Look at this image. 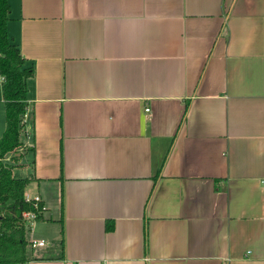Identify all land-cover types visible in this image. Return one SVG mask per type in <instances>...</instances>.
<instances>
[{
    "label": "crops",
    "instance_id": "0c3cea01",
    "mask_svg": "<svg viewBox=\"0 0 264 264\" xmlns=\"http://www.w3.org/2000/svg\"><path fill=\"white\" fill-rule=\"evenodd\" d=\"M10 9L45 206L26 264H264V0Z\"/></svg>",
    "mask_w": 264,
    "mask_h": 264
},
{
    "label": "trees",
    "instance_id": "16d2710c",
    "mask_svg": "<svg viewBox=\"0 0 264 264\" xmlns=\"http://www.w3.org/2000/svg\"><path fill=\"white\" fill-rule=\"evenodd\" d=\"M11 11L10 0H0V74L3 78L1 89L6 121L0 139V264H26L30 223L24 215L36 209L34 204L26 201L25 193L34 177H15L14 165L5 160L11 156V160L16 161L20 150L26 147L23 136L27 126L26 117L30 112L27 82L35 72L32 64L28 65L22 56L19 45L9 35L7 24L11 20ZM60 200L63 213V188ZM41 206H44L43 202ZM37 216V221L42 220V213ZM113 229V223L106 227L108 232ZM61 232V245L64 248L63 228Z\"/></svg>",
    "mask_w": 264,
    "mask_h": 264
},
{
    "label": "rangeland",
    "instance_id": "374dc122",
    "mask_svg": "<svg viewBox=\"0 0 264 264\" xmlns=\"http://www.w3.org/2000/svg\"><path fill=\"white\" fill-rule=\"evenodd\" d=\"M1 92V90H0ZM5 112H4V106L0 104V120L3 118H5ZM20 153H23V157L21 162L23 163V165H17V161H12L10 164L14 165V173L16 177H28L30 176L32 173H34L33 169H32V160L34 158V153L33 151H26V147L22 150H20ZM43 183H46V181H42ZM43 186V185H42ZM60 206V204H59ZM51 212L47 215L48 217H50Z\"/></svg>",
    "mask_w": 264,
    "mask_h": 264
},
{
    "label": "built area",
    "instance_id": "2783aa9c",
    "mask_svg": "<svg viewBox=\"0 0 264 264\" xmlns=\"http://www.w3.org/2000/svg\"><path fill=\"white\" fill-rule=\"evenodd\" d=\"M147 111H149V109H147ZM27 118V117H26ZM26 201H28L29 203H32L34 204V207L36 209V211L34 212H29V213H26L24 215V217H26V219L29 221V223H34L35 221H37L38 219V213H43L45 211V206H41L43 200H41V198L39 196H36V197H33V198H30L29 196H26ZM44 245V242L41 241V242H36L33 243V247L35 246H43Z\"/></svg>",
    "mask_w": 264,
    "mask_h": 264
}]
</instances>
